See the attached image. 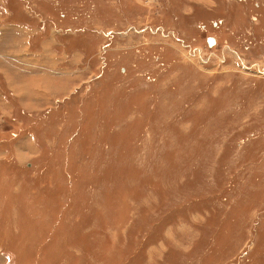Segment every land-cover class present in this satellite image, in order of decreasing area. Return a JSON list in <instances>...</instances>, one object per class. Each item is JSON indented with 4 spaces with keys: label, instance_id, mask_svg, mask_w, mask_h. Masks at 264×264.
Here are the masks:
<instances>
[{
    "label": "rangeland",
    "instance_id": "rangeland-1",
    "mask_svg": "<svg viewBox=\"0 0 264 264\" xmlns=\"http://www.w3.org/2000/svg\"><path fill=\"white\" fill-rule=\"evenodd\" d=\"M0 264H264V0H0Z\"/></svg>",
    "mask_w": 264,
    "mask_h": 264
},
{
    "label": "water",
    "instance_id": "water-1",
    "mask_svg": "<svg viewBox=\"0 0 264 264\" xmlns=\"http://www.w3.org/2000/svg\"><path fill=\"white\" fill-rule=\"evenodd\" d=\"M215 39L214 38H209L208 39V44H209V46H214L215 45Z\"/></svg>",
    "mask_w": 264,
    "mask_h": 264
},
{
    "label": "bare ground",
    "instance_id": "bare-ground-1",
    "mask_svg": "<svg viewBox=\"0 0 264 264\" xmlns=\"http://www.w3.org/2000/svg\"><path fill=\"white\" fill-rule=\"evenodd\" d=\"M216 43V42H215Z\"/></svg>",
    "mask_w": 264,
    "mask_h": 264
}]
</instances>
